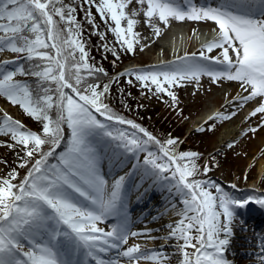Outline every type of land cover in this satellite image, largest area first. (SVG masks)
Masks as SVG:
<instances>
[{"label":"snow or ice","instance_id":"1","mask_svg":"<svg viewBox=\"0 0 264 264\" xmlns=\"http://www.w3.org/2000/svg\"><path fill=\"white\" fill-rule=\"evenodd\" d=\"M132 3L133 0H83L89 9L85 11L88 22L93 23L90 9L95 7L101 19L114 23L110 30L129 53L134 51L135 37L139 35L134 31L137 25L134 17L141 11L144 23L156 36L160 35L156 21L165 27L171 20L210 21L218 29L217 37L201 48L198 57L196 53L178 57L171 71L130 73L142 86L148 87L150 82L157 93L164 92L175 101L176 96L169 89L181 86L184 80L198 82L202 75H208L214 83L220 79L236 81L247 93L241 96L239 106L258 99V106L250 116L264 114V0H226L219 7H198L188 0L186 10L174 0H135L140 8H133L129 14L126 9ZM75 12L63 0H0V52L22 55L29 62L38 61L31 70L18 67L15 71H0V96L19 105L25 114L42 124L38 134L26 130L7 114L0 118V135L9 136L14 142L7 146L22 145L28 158L19 167H26L34 159L18 184L13 183L18 178L15 170L0 178V264H71L59 246L61 237L70 240L74 250L82 251L95 264H121L122 260L127 264H140L141 260L165 264L170 259L166 253L154 250L146 254L139 244L123 247L130 236L149 235L130 231L126 220L107 231L98 227L107 216L119 211L125 180L124 176L119 177L111 191H107V182L98 170L96 150L89 142L90 137L100 134L137 158L139 153L146 152L143 165L147 166L146 171L151 169L152 175L159 177L171 172L170 177L163 178L175 182L173 188L183 197V208L177 213L180 219L167 225L169 232L165 239L177 241L182 257L179 264H229L224 253L233 235L235 209L249 203L264 207V197L236 199L218 185L209 186L196 179L199 169L194 159L198 153H172L176 140L162 143L138 124L113 113L104 103L109 86L101 89L99 84L88 83L90 77L104 69L87 62L88 53L80 39ZM54 17H59V21ZM122 21H126V26H122ZM60 23L66 27L60 28ZM100 35L103 39V34ZM214 49L221 50L218 56L206 55ZM113 55H116L114 50ZM14 62L0 61V68ZM215 64L222 65V69L211 67ZM18 74L35 77L37 91L15 80ZM94 113L107 121L127 124L147 139L135 132L110 130ZM65 127L70 130V138L65 151L57 156ZM149 143L159 145L160 155L147 149ZM44 145H50L48 151L43 150ZM52 157L56 163H49ZM203 171L205 174L209 171L207 165ZM209 187L215 188V194ZM77 195L92 207L78 203ZM37 233L46 234L47 238L37 240ZM261 248L264 250V244ZM113 250L114 258L104 259L99 255H108ZM260 259L264 262V255ZM80 264H88V260Z\"/></svg>","mask_w":264,"mask_h":264},{"label":"rangeland","instance_id":"2","mask_svg":"<svg viewBox=\"0 0 264 264\" xmlns=\"http://www.w3.org/2000/svg\"><path fill=\"white\" fill-rule=\"evenodd\" d=\"M174 3L178 7L184 8L185 10L189 7L188 0H174ZM191 3L196 4L198 7H219L225 4H221V2L218 0H215L214 2L208 4L200 3L196 0H191ZM133 8H140V6L135 3V0H133V3L129 5L126 11L130 14ZM134 18L137 20V25L135 26L134 31L136 33H139V35L135 37L136 42L134 43V51L130 53L135 56V58L132 59V62L141 66L145 64L148 65L146 67H141L142 69L140 72L171 71L174 65L178 63V61H171L170 63L163 65H156L154 63H157L163 57H169L173 50L181 52L185 48V42L184 40H182V37H185L186 35L188 36L189 50L190 47L195 45L198 32H205L210 31L211 29H216V25L210 21L171 20L170 24L167 27H165L159 21H156L157 26L160 28V35L156 36L153 29L149 25L144 23L145 18L142 11L138 16ZM180 25H185V27L182 28V31H178L176 34H172L170 38H168L172 40L171 44H173L171 51L162 50V46L157 45L159 47H156L154 45L156 42L160 44V40L167 32L172 31V29L177 28ZM122 26H126V21H122ZM216 30L218 31V29ZM117 45L121 46L118 42ZM124 49L126 50V46L120 48L122 54H125ZM220 51V49H214L211 53L206 52V55H219ZM12 54L13 53L9 51H4L3 53L0 52V61H4L7 56L12 57ZM143 62L147 63L141 64ZM198 62L208 63L207 61L203 60H199ZM14 65L16 64L9 63L7 65H3V67L0 68V71H15ZM211 67H213L214 69L217 68L215 70H220V68H222V65L215 64L211 65ZM14 79L19 81L17 76H15ZM150 85L151 84L149 82V86ZM180 85L181 86H173L169 89V91H172L175 94L176 100L173 101L169 96L170 98L168 105L185 112V123L187 124L188 129L192 128L196 124L197 120L203 113L212 108L219 109V114L221 115V117L229 116L228 119L213 117L199 126V128L210 126L212 128L211 132L216 131L211 135L206 136V143L209 144L208 149L210 150H213L216 147L218 148V150H220L217 152L223 151L222 162L225 164H218L216 166L214 174L211 173L210 176L199 180H206L204 182L209 186L218 185L225 192L229 193L230 196L236 199L242 200L246 199L249 196L264 197V169L259 171L258 167L259 160L261 158L264 159V114H257V116L252 117L250 116V113H247L248 110L253 108L258 99L248 101L244 104L243 107L238 106L237 108H235L232 107V104L224 105V102H222L223 100L241 96L243 94L247 95V93L243 92L239 82L220 79L214 83L212 82L211 77H209L208 75H202L198 82L195 80L181 81ZM165 87H167V85H165ZM144 93L145 92L141 94V100H144L146 98ZM149 101L150 103L152 102L151 100ZM166 112L167 109L163 108L162 114ZM232 113H235V115H232ZM5 114L10 116L13 120L19 121L21 124L23 123L22 117L25 113L19 107V105H13L7 100L6 97L0 96V118H2ZM240 117L244 118L243 124H241L239 127L240 131H238L236 134L232 133L229 139H227L225 142L219 143V139L221 134L223 133L224 128L233 127L235 124L231 122L238 120ZM31 120L34 119L31 117ZM252 128H255L256 131H250V129ZM125 130L127 131V128ZM135 133L137 136L146 139V137H143L142 133H139L137 131H135ZM109 140L112 141L110 138L104 136L101 138H90L89 142L96 150L98 159L99 151L103 150L104 145ZM10 142L14 143L9 136L0 135V152H3ZM230 144L232 145L231 147H229ZM63 151H65V149L60 152ZM151 152L154 153V151ZM59 153L57 154V156L59 155ZM145 155L146 152H141L139 153L137 158L136 156H133L131 154L128 159L129 161L127 162V167H129V169H132V171L137 167H147L143 165ZM56 162L57 160L55 159V161L50 163ZM99 164L100 163L98 161V170L99 172H103L104 166L101 167ZM133 165H137V167L133 168ZM2 173L3 169L1 168L0 163V178H5L1 176ZM174 183V181H171L169 179L165 180L164 187H162V191L160 193L161 195L159 196L160 198L162 197L160 200L162 206L154 209L151 213L148 214L147 209H143L145 213L144 222L138 221V217L140 214L136 213L135 211H130L122 208V201H120L119 211L114 215L107 216L103 223H98V227L103 228L107 231L111 229L112 225L120 223L121 220H126L130 231L139 232L138 230L142 229V232H147L149 235H138L136 237L130 236L127 245H124L123 247L126 248L134 244H139L141 246V251L145 252L146 254L148 253V250L166 253L170 257V259L165 261V264H179V261L182 257L177 247V241L165 239L169 232L168 227L165 226L161 227L160 229H157L156 227L151 228V226L161 224L163 220L168 221L169 224H174L180 219L177 213L180 212V210L183 208V204L181 203L183 197L178 194L173 188ZM233 185L235 187H233ZM212 188L214 187H209V190ZM123 193L124 191H121L122 198ZM75 198L77 202L82 206L88 208L92 207V205L88 201H85L78 195ZM252 207L264 210V207H261L256 203H249L243 208L235 209V218L232 223L234 237L238 238L239 236H241L240 233L244 231V226H249L252 231L257 232L254 224L249 223L251 222L252 218L250 216H248L249 218H245V212L247 211V214H249V208L251 210H254ZM64 230L67 229L65 228ZM149 237H159V239H153ZM46 238V234H36L37 240L43 241ZM66 241L67 239L61 237L59 246L62 248L66 258L71 262V264H80V262L84 261L85 259L88 260V264H95V262L91 259H88L82 251H75L77 254H81L82 257L72 254L67 249ZM232 241L233 238L230 237L229 245ZM238 248H240L241 251L242 249H244L243 246L238 244L237 242H235L231 246V249L235 252H237ZM188 251L191 252L192 250L188 249ZM99 255H101L104 259H111L116 257V251L113 250L108 255ZM224 256L228 262L233 259L227 257L226 253H224ZM255 259V257H250L249 263L241 262L238 264H254L253 261ZM121 264H127V261L122 260ZM140 264H154V262L151 260H141Z\"/></svg>","mask_w":264,"mask_h":264},{"label":"trees","instance_id":"3","mask_svg":"<svg viewBox=\"0 0 264 264\" xmlns=\"http://www.w3.org/2000/svg\"><path fill=\"white\" fill-rule=\"evenodd\" d=\"M63 4L70 5L76 9L74 15L80 25V39L88 53L87 62L95 68L104 69V72H97L88 79V83L99 84L101 87L104 82L119 69L121 62L131 56L121 53V46L117 45L116 36L110 30V27H114V23L110 19H101L100 15L96 13L95 7L90 9L93 23H89L85 17V11L89 10L88 5L83 4V0H63ZM54 19L59 21V17H54ZM59 27L63 29L66 25L60 23ZM101 33L103 34V39H101ZM105 46L111 50H106ZM113 50L116 52L115 56L113 55ZM76 55L79 57L78 52ZM35 63H38V61L29 62L22 57L19 67H23L27 71L31 70ZM130 73L132 72L123 73L111 84L109 107L112 109L113 113L128 117L140 123L159 138L161 142L174 139L178 143L185 134V125L182 122L185 116L183 111L168 105L170 97L166 93H157L155 91V86L152 85L148 87L142 86V82L137 81L135 75H130ZM21 76L24 79V83H26L33 92H36L38 89L37 79L31 75ZM129 81H131V83H129ZM136 85H138V88ZM143 92H145L148 97L146 101L141 100V94H143ZM149 100L152 102L150 103ZM163 108L167 109V112L164 114H162ZM25 120L29 122V127L33 132L38 134L41 133V122H30L28 118H25ZM106 124L112 125L109 121H107ZM208 135L210 134H208L207 131L191 132L182 139L179 145L178 153L184 151L198 153V156L194 159L199 169L196 175L198 177L209 175L216 167V162L222 159L221 154L214 153L206 156L205 160L201 163L202 157L209 148V144L206 143V136ZM69 138L70 130H67L65 127L64 140L60 147L65 146ZM150 144L154 145V143ZM49 148L50 145L43 146L44 151H48ZM16 153L19 155L22 154L18 151H16ZM27 159L28 158L25 157V160ZM31 164L32 160L28 161L26 167L18 170L19 181L23 179ZM205 165L209 168L206 174L203 171Z\"/></svg>","mask_w":264,"mask_h":264},{"label":"bare ground","instance_id":"4","mask_svg":"<svg viewBox=\"0 0 264 264\" xmlns=\"http://www.w3.org/2000/svg\"><path fill=\"white\" fill-rule=\"evenodd\" d=\"M185 25H180L177 28L172 29V31L167 32L163 38L160 40V44H158L157 42L154 44L156 47L162 46V50H170L172 48V40L168 39L170 38V36L172 34H176L178 31H182V28H184ZM159 45V46H157ZM177 50H173V53H176ZM174 55V54H173ZM243 96V95H241ZM241 96H236V97H232V98H228L225 102V104L229 105L232 104V107L237 108L240 104V98ZM219 111V109L216 110V108H212L208 111H206L205 113H203L200 118L197 120L196 124H201L203 122H205L207 119L211 118L212 116H215L217 114V112ZM244 122V118L240 117L238 120L231 122L233 124H235L233 127L228 128L225 127L223 130V133L220 136V141L219 143L225 142L227 139L230 138V135L236 134L240 129L239 126L241 124H243ZM125 162L120 163L119 166L114 169V171L109 174L107 171L106 172H102L100 173L106 180L107 182V191L109 192V186L111 185V183H113L116 179V174L115 172L117 170H120L122 168H124ZM258 167H259V171L264 169V159L261 158L258 162ZM121 177V176H120ZM154 203V202H153ZM156 207L158 208L161 205V202H159L158 200H156ZM148 212H152V209L148 210ZM257 214L261 215L262 217V221L258 224L255 222V224H257L256 228H258L259 230H257V232L252 231L249 226H244L243 228V232L240 233L241 236H239L238 238L231 236L233 238V241L231 242V244L229 246H227L226 248V255L229 258H233L231 261H229V264H238V263H249V258L250 257H255L256 259L253 261L254 264H264V262H262V260L260 259V257L262 255H264V250H262L261 245L264 244V210H259L257 209L256 211ZM154 218V217H153ZM259 222V221H257ZM169 224L168 221L163 220L161 224H158L156 226H151L152 227H156L157 229H160L161 227H165ZM139 232H141L140 230H138ZM241 239V240H240ZM237 242L238 244L242 245L244 249L238 248L237 252L233 251L231 249V246Z\"/></svg>","mask_w":264,"mask_h":264}]
</instances>
